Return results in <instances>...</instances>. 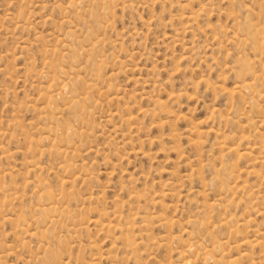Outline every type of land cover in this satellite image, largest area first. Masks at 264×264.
Instances as JSON below:
<instances>
[{"label":"rangeland","instance_id":"rangeland-1","mask_svg":"<svg viewBox=\"0 0 264 264\" xmlns=\"http://www.w3.org/2000/svg\"><path fill=\"white\" fill-rule=\"evenodd\" d=\"M0 264H264V0H0Z\"/></svg>","mask_w":264,"mask_h":264},{"label":"bare ground","instance_id":"bare-ground-1","mask_svg":"<svg viewBox=\"0 0 264 264\" xmlns=\"http://www.w3.org/2000/svg\"><path fill=\"white\" fill-rule=\"evenodd\" d=\"M63 94V93H62Z\"/></svg>","mask_w":264,"mask_h":264}]
</instances>
